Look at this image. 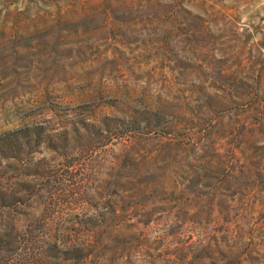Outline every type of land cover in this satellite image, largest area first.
I'll return each instance as SVG.
<instances>
[{
    "label": "rangeland",
    "instance_id": "1",
    "mask_svg": "<svg viewBox=\"0 0 264 264\" xmlns=\"http://www.w3.org/2000/svg\"><path fill=\"white\" fill-rule=\"evenodd\" d=\"M0 264H264V0H0Z\"/></svg>",
    "mask_w": 264,
    "mask_h": 264
}]
</instances>
